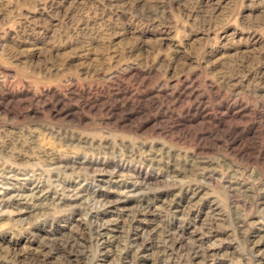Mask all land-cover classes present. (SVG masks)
Wrapping results in <instances>:
<instances>
[{"label":"rangeland","instance_id":"rangeland-1","mask_svg":"<svg viewBox=\"0 0 264 264\" xmlns=\"http://www.w3.org/2000/svg\"><path fill=\"white\" fill-rule=\"evenodd\" d=\"M0 264H264V0H0Z\"/></svg>","mask_w":264,"mask_h":264}]
</instances>
